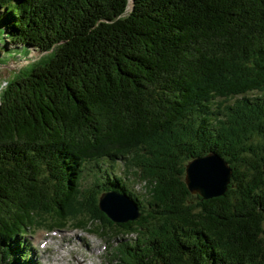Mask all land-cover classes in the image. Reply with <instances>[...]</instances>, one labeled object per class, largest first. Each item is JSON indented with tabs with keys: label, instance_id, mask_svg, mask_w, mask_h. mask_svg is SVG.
I'll list each match as a JSON object with an SVG mask.
<instances>
[{
	"label": "trees",
	"instance_id": "1",
	"mask_svg": "<svg viewBox=\"0 0 264 264\" xmlns=\"http://www.w3.org/2000/svg\"><path fill=\"white\" fill-rule=\"evenodd\" d=\"M0 27L54 53L1 95L0 264L69 227L122 236L111 264H264V0H0ZM210 153L233 174L204 200L185 168ZM107 191L140 218L111 222Z\"/></svg>",
	"mask_w": 264,
	"mask_h": 264
},
{
	"label": "rangeland",
	"instance_id": "2",
	"mask_svg": "<svg viewBox=\"0 0 264 264\" xmlns=\"http://www.w3.org/2000/svg\"><path fill=\"white\" fill-rule=\"evenodd\" d=\"M50 55L53 56L54 53H42L27 48L15 49L7 44L5 32L0 27V99L10 81L20 74L28 73L33 69L34 64L47 59ZM115 172L125 175L121 166H118ZM129 180L132 181L131 187L136 194H144L143 184L135 175L131 174ZM89 181H92V177ZM87 183H89L88 180L85 181V184ZM113 235L111 233L102 237L69 227L59 232H49L45 229L32 230L27 240L34 245L32 254L38 264H78L77 259L85 261L86 264H111L112 254L123 238L121 236L119 239H110ZM125 238L128 239V237Z\"/></svg>",
	"mask_w": 264,
	"mask_h": 264
},
{
	"label": "water",
	"instance_id": "3",
	"mask_svg": "<svg viewBox=\"0 0 264 264\" xmlns=\"http://www.w3.org/2000/svg\"><path fill=\"white\" fill-rule=\"evenodd\" d=\"M233 171L216 153L196 158L185 168V183L190 193L204 200L223 196L228 191ZM99 210L116 224H126L141 216L137 203L127 194L104 192L99 198Z\"/></svg>",
	"mask_w": 264,
	"mask_h": 264
},
{
	"label": "bare ground",
	"instance_id": "4",
	"mask_svg": "<svg viewBox=\"0 0 264 264\" xmlns=\"http://www.w3.org/2000/svg\"><path fill=\"white\" fill-rule=\"evenodd\" d=\"M217 155H218V154H217ZM77 261H78V264H86L85 261H80V260H78V259H77Z\"/></svg>",
	"mask_w": 264,
	"mask_h": 264
}]
</instances>
